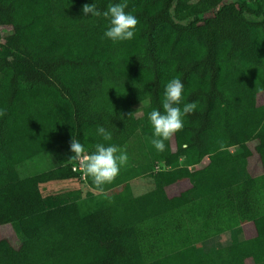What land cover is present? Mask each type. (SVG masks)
Instances as JSON below:
<instances>
[{
  "label": "trees",
  "instance_id": "obj_1",
  "mask_svg": "<svg viewBox=\"0 0 264 264\" xmlns=\"http://www.w3.org/2000/svg\"><path fill=\"white\" fill-rule=\"evenodd\" d=\"M92 2L103 11L121 0H0V225L11 221L17 240L11 252L0 239V264H264V0H126L138 23L122 42L104 37V18L82 15ZM172 78L184 83L179 106L195 107L159 152L147 114L162 110ZM136 132L152 169L166 167L136 179L144 193L126 184L37 212L35 181L43 190L78 178L72 139L85 155L97 143L122 147ZM53 149L62 152L56 167L20 175ZM253 154L256 177L247 172ZM208 178L203 205L197 187ZM182 180L192 188L169 197L165 189ZM196 208L205 223L251 221L256 235L204 250V238L234 227L205 225L191 237Z\"/></svg>",
  "mask_w": 264,
  "mask_h": 264
},
{
  "label": "clouds",
  "instance_id": "obj_2",
  "mask_svg": "<svg viewBox=\"0 0 264 264\" xmlns=\"http://www.w3.org/2000/svg\"><path fill=\"white\" fill-rule=\"evenodd\" d=\"M126 8V0L113 2L103 11L92 2L84 4L81 13L84 17L104 18L107 22L104 37L112 42H122L134 38L138 23L137 17L125 11ZM183 90V81L172 78L164 88L162 110L154 108L147 114L152 129L150 143L159 152L165 150V140L183 128V117L192 113L195 107L192 103L184 104L183 108L179 106ZM97 134L104 140L111 139V134L104 127H98ZM69 150L80 159L83 175L91 178L97 190H102L105 184L111 183L118 175L120 167L127 161L126 154L117 155L119 149L114 144L105 146L103 143H97L92 152L81 155L84 153L83 144L77 139H72Z\"/></svg>",
  "mask_w": 264,
  "mask_h": 264
},
{
  "label": "rangeland",
  "instance_id": "obj_3",
  "mask_svg": "<svg viewBox=\"0 0 264 264\" xmlns=\"http://www.w3.org/2000/svg\"><path fill=\"white\" fill-rule=\"evenodd\" d=\"M204 1V0H198ZM212 1V0H210ZM233 0H223L224 3L231 2ZM211 14H207L209 16ZM7 30L2 29L1 33H6ZM264 94L258 96V102H263ZM141 106L137 108V115L141 113ZM172 148H173V144ZM119 152L117 155L123 153L127 156V161L120 167L118 175L112 180L111 183L105 184L102 190H97L96 187L90 185V178L83 175V170L80 167V159L76 158L71 162V165L76 173H78V178L73 181L62 182L58 184H49L43 187V190L37 186L36 181L34 183V188L36 190L37 199L40 203V209L37 212H42L49 207H54L61 203L73 201L75 199L86 198L89 196H97L101 193H109L110 191L128 185L133 191L134 195H140L144 193V188H142L141 183L136 182L138 178L152 172V163L150 161L149 155L147 153V146L144 138L139 132L134 133V135L124 144L119 147ZM62 157V152L58 149H53L44 152L34 158L29 159L22 168H19V173L21 176H35L37 174L46 172L58 164V159ZM39 188V189H38ZM44 192V196L41 193ZM21 195L19 200L21 201ZM25 197V196H24ZM13 203V201H11ZM22 203V202H21ZM16 204V203H14ZM21 206H12L10 210H17ZM22 209L24 207L22 206ZM36 212V213H37ZM11 221H8L0 225V239H8L11 248L9 251L14 252L17 247V240L12 232L10 226ZM205 250H210L211 245L206 244L203 246Z\"/></svg>",
  "mask_w": 264,
  "mask_h": 264
},
{
  "label": "crops",
  "instance_id": "obj_4",
  "mask_svg": "<svg viewBox=\"0 0 264 264\" xmlns=\"http://www.w3.org/2000/svg\"><path fill=\"white\" fill-rule=\"evenodd\" d=\"M261 94H264L262 92ZM263 102H260V104H263ZM248 147L250 149H253V142L248 143ZM203 163H200L199 167L205 166L209 162V158L205 157L203 159ZM194 168L192 169V171ZM247 172L252 176L256 177L259 176L262 172L261 170V165L259 162V159L257 155L253 154L247 159ZM192 188V183L188 180H182L179 182H176L172 184L171 186L167 187L165 189L167 195L169 197H176L180 193L189 190ZM213 187L210 184V180L205 179L202 181V184H199L197 187V192L200 195V201L203 202V205H208L206 199L211 196L210 190ZM203 199V200H202ZM209 199V198H208ZM191 217H194L193 222L191 227L189 229V235L191 237H200L205 231L203 230L205 225H210L212 229L215 228H220L222 229L224 226H227L229 222H232V226L234 227V219L230 220L228 217H223V216H218L216 219V222L209 221V222H204V217L206 218L207 212L200 210V208H196V210H193L189 214ZM215 219V217H214ZM256 235L255 232V227L253 222L251 221H246V222H241L237 224L234 228L228 229L225 231H221L217 234H212L206 238H204L203 242L200 243V245L205 246L206 244H210L211 248H219V247H224L230 244L231 241H241V240H248L254 238ZM204 249V248H203ZM205 250V249H204ZM244 264H252L250 259H247L244 261Z\"/></svg>",
  "mask_w": 264,
  "mask_h": 264
},
{
  "label": "built area",
  "instance_id": "obj_5",
  "mask_svg": "<svg viewBox=\"0 0 264 264\" xmlns=\"http://www.w3.org/2000/svg\"><path fill=\"white\" fill-rule=\"evenodd\" d=\"M203 162L204 161L202 160L201 163H203ZM164 169H166V167H164L163 165H161V164H155L154 167H153V169H152V171L153 172H157L159 170H164ZM187 169L189 171H192L193 167L192 166H189V167H187Z\"/></svg>",
  "mask_w": 264,
  "mask_h": 264
}]
</instances>
